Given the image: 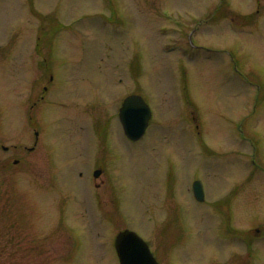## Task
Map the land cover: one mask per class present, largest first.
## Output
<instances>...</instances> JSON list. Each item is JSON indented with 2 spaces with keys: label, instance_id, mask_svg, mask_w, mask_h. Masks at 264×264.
I'll list each match as a JSON object with an SVG mask.
<instances>
[{
  "label": "rangeland",
  "instance_id": "374dc122",
  "mask_svg": "<svg viewBox=\"0 0 264 264\" xmlns=\"http://www.w3.org/2000/svg\"><path fill=\"white\" fill-rule=\"evenodd\" d=\"M127 226L161 264H264V0H0V264H120Z\"/></svg>",
  "mask_w": 264,
  "mask_h": 264
},
{
  "label": "water",
  "instance_id": "95a60500",
  "mask_svg": "<svg viewBox=\"0 0 264 264\" xmlns=\"http://www.w3.org/2000/svg\"><path fill=\"white\" fill-rule=\"evenodd\" d=\"M120 117L127 135L133 139H138L149 123L151 110L142 96L133 94L125 98L120 108ZM98 173L95 174L98 175ZM196 188L197 196L202 198L201 186L198 185ZM117 248L122 264H158L148 245L134 231L129 229L118 234Z\"/></svg>",
  "mask_w": 264,
  "mask_h": 264
},
{
  "label": "flooded vegetation",
  "instance_id": "af4514ba",
  "mask_svg": "<svg viewBox=\"0 0 264 264\" xmlns=\"http://www.w3.org/2000/svg\"><path fill=\"white\" fill-rule=\"evenodd\" d=\"M254 230H255L254 233H252L253 230H247V232L244 233L245 238H246V236L250 237V241H251V242H252V241H255L256 238H258V237L260 236V232H258V231H260V230H257L256 228H254ZM252 234L254 235V237L252 236ZM249 245H250V243L248 244V243H247V240H246V243H245V249H248V250L251 249Z\"/></svg>",
  "mask_w": 264,
  "mask_h": 264
}]
</instances>
